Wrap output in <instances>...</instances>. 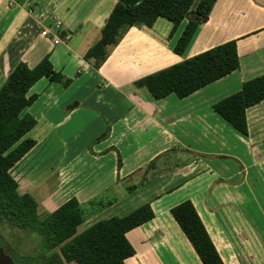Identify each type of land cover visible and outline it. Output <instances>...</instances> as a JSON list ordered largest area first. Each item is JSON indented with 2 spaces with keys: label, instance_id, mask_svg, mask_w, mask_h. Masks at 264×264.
I'll list each match as a JSON object with an SVG mask.
<instances>
[{
  "label": "crops",
  "instance_id": "obj_1",
  "mask_svg": "<svg viewBox=\"0 0 264 264\" xmlns=\"http://www.w3.org/2000/svg\"><path fill=\"white\" fill-rule=\"evenodd\" d=\"M117 2L0 0V89L20 63L48 58L56 73L31 89L37 98L18 120L35 122L26 138L36 143L12 170L19 193L34 197L40 216L76 198L88 228L150 205L155 219L127 235L135 255L126 264H202L171 215L190 202L223 264H264V102L247 111L248 136L213 108L264 76V0H218L205 24L186 19L172 38L163 19L130 28L96 68L86 55ZM41 16L46 27L63 23L59 45L42 37ZM229 42L238 64L165 99L136 86ZM49 136L50 175L32 179L25 169Z\"/></svg>",
  "mask_w": 264,
  "mask_h": 264
},
{
  "label": "trees",
  "instance_id": "obj_2",
  "mask_svg": "<svg viewBox=\"0 0 264 264\" xmlns=\"http://www.w3.org/2000/svg\"><path fill=\"white\" fill-rule=\"evenodd\" d=\"M218 0H118L102 30L100 41L89 50L86 60H95L100 68L123 34L133 27L153 28L159 19L172 25L170 38L188 19L191 25H203ZM236 42L217 46L136 83L147 88L157 100L165 99L194 82L238 64ZM56 73L48 58L36 68L18 64L0 89V225L7 223L29 235L40 236L41 258H13L15 264H126L135 255L128 233L155 219L150 205L123 218L101 221L78 234L85 213L76 198L48 215L38 214V203L29 194L21 195L12 170L36 146L26 138L35 122L18 125L23 111L36 96L31 89L43 78L53 81ZM264 102V76L243 84L242 90L213 108L229 125L249 135L247 111ZM109 131L100 140L107 138ZM171 215L193 247L202 264H223L194 206L186 202L171 210ZM50 252V256L45 254Z\"/></svg>",
  "mask_w": 264,
  "mask_h": 264
},
{
  "label": "rangeland",
  "instance_id": "obj_3",
  "mask_svg": "<svg viewBox=\"0 0 264 264\" xmlns=\"http://www.w3.org/2000/svg\"><path fill=\"white\" fill-rule=\"evenodd\" d=\"M40 150V157L36 160L34 159L35 161L33 160L29 167L25 169L27 174L30 173V178L32 179H35L36 177H47L50 175V136ZM31 173H33V175H31ZM47 183L49 182L47 181ZM45 188L46 186H44L35 196L41 205L40 210L42 214L47 211L45 210L47 207L50 209V204L47 201L49 196L46 195ZM88 211L89 208L87 207L84 211L86 217H88ZM87 228L88 225L86 224L81 226L79 228V233L85 231ZM0 246L13 258L33 259L38 261L41 258L42 253H44L41 247L42 242L40 236L29 235L21 230L13 228L7 223L0 225ZM45 254L50 256L49 251H47V253L45 252Z\"/></svg>",
  "mask_w": 264,
  "mask_h": 264
},
{
  "label": "built area",
  "instance_id": "obj_4",
  "mask_svg": "<svg viewBox=\"0 0 264 264\" xmlns=\"http://www.w3.org/2000/svg\"><path fill=\"white\" fill-rule=\"evenodd\" d=\"M46 18L44 16H41L39 18L38 24L40 25V27L42 28V37L46 38V39H52L54 41L55 45H59L61 43L60 39L61 36L63 35L64 31H63V23L57 19H53L52 22V27H46L45 26V22H46ZM53 32V33H52Z\"/></svg>",
  "mask_w": 264,
  "mask_h": 264
},
{
  "label": "water",
  "instance_id": "obj_5",
  "mask_svg": "<svg viewBox=\"0 0 264 264\" xmlns=\"http://www.w3.org/2000/svg\"><path fill=\"white\" fill-rule=\"evenodd\" d=\"M0 264H15L13 258L0 246Z\"/></svg>",
  "mask_w": 264,
  "mask_h": 264
},
{
  "label": "flooded vegetation",
  "instance_id": "obj_6",
  "mask_svg": "<svg viewBox=\"0 0 264 264\" xmlns=\"http://www.w3.org/2000/svg\"><path fill=\"white\" fill-rule=\"evenodd\" d=\"M9 255V254H8ZM12 257V256H11Z\"/></svg>",
  "mask_w": 264,
  "mask_h": 264
}]
</instances>
